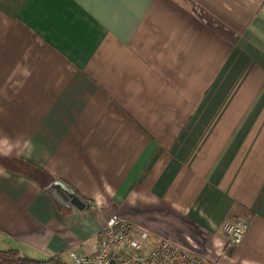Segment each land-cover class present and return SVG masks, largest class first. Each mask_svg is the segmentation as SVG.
<instances>
[{"label":"crops","instance_id":"obj_1","mask_svg":"<svg viewBox=\"0 0 264 264\" xmlns=\"http://www.w3.org/2000/svg\"><path fill=\"white\" fill-rule=\"evenodd\" d=\"M0 157L43 171L0 163V253L91 254L118 214L264 264V0H0Z\"/></svg>","mask_w":264,"mask_h":264},{"label":"built area","instance_id":"obj_2","mask_svg":"<svg viewBox=\"0 0 264 264\" xmlns=\"http://www.w3.org/2000/svg\"><path fill=\"white\" fill-rule=\"evenodd\" d=\"M249 230L250 222L245 219L226 220L222 225L230 248L238 247ZM69 257L66 264H216L170 241L154 240L118 214L100 229L91 254L72 251Z\"/></svg>","mask_w":264,"mask_h":264},{"label":"trees","instance_id":"obj_3","mask_svg":"<svg viewBox=\"0 0 264 264\" xmlns=\"http://www.w3.org/2000/svg\"><path fill=\"white\" fill-rule=\"evenodd\" d=\"M0 163H4L6 165H12L15 167L16 171L19 172H23L24 174H28L29 176L33 177V178H37V174L38 173H42L43 171H41L40 169H37L36 167H34L32 164L27 163L23 160H18V159H4L2 157H0ZM57 206L61 207V204L59 202H57ZM3 255H10L11 257L17 256L19 257L17 264H66V261H64L63 259V255L48 259V260H44V261H39V260H35L26 256H20V253L17 251H8L6 253H0Z\"/></svg>","mask_w":264,"mask_h":264},{"label":"water","instance_id":"obj_4","mask_svg":"<svg viewBox=\"0 0 264 264\" xmlns=\"http://www.w3.org/2000/svg\"><path fill=\"white\" fill-rule=\"evenodd\" d=\"M52 187L56 191H58L62 194V196L69 203V205L74 206V207L78 208L79 210H84L85 208L89 207L86 204H84V202L82 200L75 197L72 190L69 187L62 184L61 182H55L52 185Z\"/></svg>","mask_w":264,"mask_h":264},{"label":"rangeland","instance_id":"obj_5","mask_svg":"<svg viewBox=\"0 0 264 264\" xmlns=\"http://www.w3.org/2000/svg\"><path fill=\"white\" fill-rule=\"evenodd\" d=\"M69 254H70V253H68V254L65 253V254L63 255V259H64V261H66V262H69V261H70ZM20 256H21V255H20ZM18 259H19V257L14 256V257H11V258H5V259H3V260H5V262H7V263H4V264H17ZM3 260H0V264L2 263Z\"/></svg>","mask_w":264,"mask_h":264}]
</instances>
